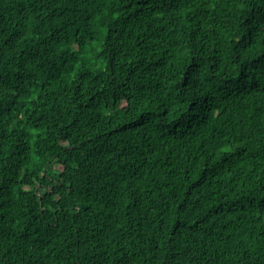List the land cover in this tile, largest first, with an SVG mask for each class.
Here are the masks:
<instances>
[{
	"label": "trees",
	"instance_id": "1",
	"mask_svg": "<svg viewBox=\"0 0 264 264\" xmlns=\"http://www.w3.org/2000/svg\"><path fill=\"white\" fill-rule=\"evenodd\" d=\"M0 264H264V0H0Z\"/></svg>",
	"mask_w": 264,
	"mask_h": 264
}]
</instances>
